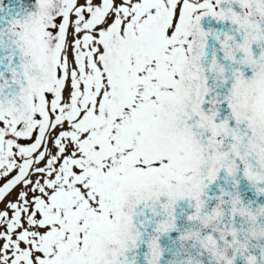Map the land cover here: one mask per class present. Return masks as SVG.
Here are the masks:
<instances>
[{"label":"snow or ice","instance_id":"1","mask_svg":"<svg viewBox=\"0 0 264 264\" xmlns=\"http://www.w3.org/2000/svg\"><path fill=\"white\" fill-rule=\"evenodd\" d=\"M0 264H264V0H0Z\"/></svg>","mask_w":264,"mask_h":264}]
</instances>
